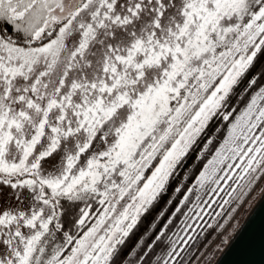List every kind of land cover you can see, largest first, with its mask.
Instances as JSON below:
<instances>
[{"label": "snow or ice", "instance_id": "snow-or-ice-1", "mask_svg": "<svg viewBox=\"0 0 264 264\" xmlns=\"http://www.w3.org/2000/svg\"><path fill=\"white\" fill-rule=\"evenodd\" d=\"M261 55L264 0H0V264H114L214 118L193 188L264 175Z\"/></svg>", "mask_w": 264, "mask_h": 264}, {"label": "trees", "instance_id": "trees-1", "mask_svg": "<svg viewBox=\"0 0 264 264\" xmlns=\"http://www.w3.org/2000/svg\"><path fill=\"white\" fill-rule=\"evenodd\" d=\"M252 78L257 79L256 84L246 87ZM261 88H264V55L258 57L255 66L247 74L240 89H237L238 95L231 98L230 108L236 110L233 115L243 110L250 102L251 97ZM229 123L230 121L220 118L213 119L197 147L192 150L183 166L171 180L167 194L140 217L124 245L120 247L114 264H161L162 259L171 250L173 241L176 242L178 251L183 249L180 256L176 258V264H189L223 217L224 213L216 215L221 211V205L225 210L229 203L238 202L242 195L247 194L248 187H253L256 179H250V177L259 175V172L250 173L244 180H239L241 170L235 168L236 175L231 180L221 181L223 191L212 192L214 187L212 184L205 185L202 189L193 188L203 167L226 136ZM209 138L213 142L211 145H206L205 141ZM205 147H207V151H202ZM245 181L249 182L245 183ZM237 184H240L241 187H237ZM176 188H180V191L176 192ZM233 188L236 191L232 193L230 199L229 193ZM189 189H192V194L185 202L183 198ZM197 196L200 197L199 201L196 199ZM224 200H230V202L224 205ZM206 201L207 203H205ZM177 208L179 211H176ZM200 208L204 209L203 213L200 212ZM209 224L212 227H209ZM222 228L223 224L220 229ZM187 236H192V240L184 244L180 238L187 239ZM141 241H143L142 244ZM157 257H160L161 260H158Z\"/></svg>", "mask_w": 264, "mask_h": 264}, {"label": "rangeland", "instance_id": "rangeland-1", "mask_svg": "<svg viewBox=\"0 0 264 264\" xmlns=\"http://www.w3.org/2000/svg\"><path fill=\"white\" fill-rule=\"evenodd\" d=\"M238 202H231L223 217L206 238L200 250L189 264H217L235 236L264 197V175L256 179L253 187ZM127 199V198H126ZM123 203V202H122ZM223 224V228L220 227Z\"/></svg>", "mask_w": 264, "mask_h": 264}, {"label": "water", "instance_id": "water-1", "mask_svg": "<svg viewBox=\"0 0 264 264\" xmlns=\"http://www.w3.org/2000/svg\"><path fill=\"white\" fill-rule=\"evenodd\" d=\"M217 264H264V197Z\"/></svg>", "mask_w": 264, "mask_h": 264}]
</instances>
